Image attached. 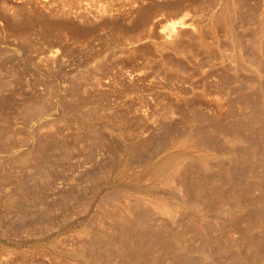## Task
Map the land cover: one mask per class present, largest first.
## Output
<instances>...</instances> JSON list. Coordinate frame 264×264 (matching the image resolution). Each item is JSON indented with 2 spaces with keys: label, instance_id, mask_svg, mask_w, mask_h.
<instances>
[{
  "label": "bare ground",
  "instance_id": "bare-ground-1",
  "mask_svg": "<svg viewBox=\"0 0 264 264\" xmlns=\"http://www.w3.org/2000/svg\"><path fill=\"white\" fill-rule=\"evenodd\" d=\"M34 1L43 8L51 3ZM119 1L132 9L140 2ZM260 1L255 11L250 0H206L199 15L170 7L168 24L153 16L145 20V36L153 37L147 42L152 53L205 55L198 57L207 64L202 72H215L228 84L230 101L240 103L238 112L221 94L204 107L203 101L196 106L194 99L175 97L163 109L136 110L134 120L127 122L124 112L123 118L100 114L81 97L71 103L65 96L53 100L50 91H40L38 79L26 77L25 67L8 64L14 50L0 46V264H142L151 253L165 254L169 260L156 256L151 264H264V0ZM186 57L178 54L182 61ZM148 60L143 63L150 67L155 59ZM129 69L126 74L132 80L145 72ZM59 111L58 117L42 119ZM20 119L28 132L24 140L15 139L12 131ZM57 119L68 133L54 132ZM92 207V217L87 218L91 222L69 235L71 242L64 245L49 240L50 244L22 250L2 239L49 236Z\"/></svg>",
  "mask_w": 264,
  "mask_h": 264
},
{
  "label": "rangeland",
  "instance_id": "rangeland-1",
  "mask_svg": "<svg viewBox=\"0 0 264 264\" xmlns=\"http://www.w3.org/2000/svg\"><path fill=\"white\" fill-rule=\"evenodd\" d=\"M48 1L51 3H49V5H47L46 8H43L39 4H37V2L34 0H0V46L5 47L7 45L14 50L15 53L13 57L7 58L8 64H11L12 62L14 63L18 62L19 64H21L22 68L25 67V74L27 75L25 76L29 78L30 80L38 79L40 81V85H39L40 91H42L44 94H47L50 91L51 92L50 95L52 96L54 95L53 100L56 99L57 101L61 98L63 99L66 98V100L64 101L71 103L73 100H79L81 97V99L83 98L82 100L84 102L86 103L88 102L87 103L88 105L97 106L100 109L99 111H101L99 112L100 114H107L110 116L117 115V117H122V115H124L123 114L124 112L125 115L123 117L125 118L123 117L122 118L125 119L127 122L133 121L134 116L139 110L147 109L149 111H153L155 109H163L162 107L165 106V104L167 105L170 101L172 102L176 98H181V99L187 98V100L189 99L195 100V98L197 100L199 98L200 100L198 99L197 102H195L196 100L195 101L191 100V102L193 101L192 103H194L196 106L198 105L200 106V102L203 101L202 102L203 104L202 103L201 104L204 107L205 104L207 105L209 102L216 101L215 98L220 97V94H221V96L226 97V98L222 97V99L226 100L224 101V103L226 102V105L228 104L227 106L231 107V108L229 107L230 109H233L234 107L235 112L236 111L238 112V110H240L239 108L240 103L234 100L232 102L230 101L231 99L229 98V96H232L233 92L231 93L232 90H230L231 88H229L228 84L226 82L224 83V81L221 80L219 75L215 72L213 73L211 72L210 74L207 73V75H205L202 72L201 69L203 68V70H205L207 68L206 66L207 64L206 62L203 63L202 60H199L198 57L199 55L201 57L205 55L197 54V53L194 54V52H190L189 55H187L186 53L185 55V51H184V54H180L181 52L177 53L176 54L177 57L169 55V54L168 56L166 55L167 57L166 56L158 57L160 55H158V53H156L155 50L154 51L157 54V56L155 55L154 52L153 54L152 53L153 48L147 45V42H149L150 40H153L152 39L153 37L148 38L147 36H145L146 35L145 30H147L146 28L147 26L145 27L147 22H145V20L147 18L150 19L153 16L151 19L155 17L153 20L155 19L158 20L159 18L162 19V15H163V18L164 16L165 18L167 16H168L167 18H169L170 10L176 7H182L184 9L183 12L188 10L187 11L188 13L192 12L194 14L197 13L199 15L200 12H202L200 8L204 2L206 3V0L205 1L204 0H193V1L192 0H168V1L167 0H151V1L150 0H142V1L140 0V2L138 1L133 9L130 8L129 4L122 3L119 0H77L79 3L76 0H48ZM250 2H251V5H255L253 7H255L254 10L257 11L260 7V5L258 6V4H261V1L254 0V3H253V1L250 0ZM78 4L79 6L77 7ZM199 4H200V7H198ZM66 11H67V14H66ZM63 15H68V16H63ZM18 17L19 19H17ZM58 17L62 19H57ZM167 18L165 20L166 22L164 21V19L162 21L161 19H159L160 22H162L160 24L162 25L168 24L170 22L168 20H171L172 18L168 20ZM149 19L146 21L151 20ZM48 32H50L52 38L48 37L50 36V35H47ZM25 34L28 36H26ZM52 34L54 35V37ZM51 39H53L54 42ZM134 47H136V49ZM178 54L179 56L180 55L187 56L186 58H184L185 60H183L185 61L184 64L181 58H178ZM132 55L135 57L132 58L133 57ZM39 56H42V58H47V59H49L50 57L52 58V59L50 58L51 62L49 60L47 61V59L43 60L45 61V63H48V66L50 67L48 68L49 69L48 71H47L48 66L45 68L40 67L42 66L40 64H43V66H46L47 64L43 63L41 57H40L41 60H38ZM48 56L50 57L48 58ZM146 56H148L149 58ZM156 57H158L159 60ZM190 57L191 58L193 57L192 60L190 59ZM127 58L130 60H128ZM152 58L155 60H152ZM160 58H162V61L160 60ZM167 58L168 60L164 61V59H167ZM174 58L175 59L178 58V59H176L174 62ZM148 59L152 60L149 62L152 66V67L150 66L151 68L146 65L144 66V64L149 61ZM38 61H42V63ZM55 61L58 63H56ZM143 61L145 63H143ZM157 61L159 62L161 61V62L158 63ZM195 61H196V64H194ZM168 63H171L172 65ZM175 63H177V65L179 64L178 66L180 70L179 68H177L178 66H176ZM55 65H58L56 67L57 69L55 68ZM190 65L192 68H190ZM194 65H196V68H194L195 67ZM167 67H170V68H167ZM197 67H199V69ZM175 68L177 69V72ZM54 69L57 70L58 72L55 71ZM128 69L134 70L133 72L134 74H136L138 70L139 71L141 70V72L143 71L145 72L139 76L135 75L134 79L132 80V78H129L130 76L127 75L128 73L126 74V71H128ZM169 69L173 71L169 72ZM156 70H157V73L159 74L155 72ZM199 70H201V72ZM146 72H148L147 75H145ZM183 74L184 75L186 74V75L184 76ZM158 75H160L161 78L158 77ZM73 76H74V79H73ZM139 78H142V79H139ZM54 84L55 85L57 84L58 86L56 85L57 86L56 87ZM224 84H226V86ZM185 86H190V87L188 88ZM46 88H48V90H46ZM143 88L144 89L146 88V89L144 90ZM116 89L118 90V92ZM29 90H27L26 88V91L29 92ZM180 90L183 92H181ZM26 91L24 89V93H26ZM175 91L176 93L178 92L179 94L178 93L174 94ZM226 91L229 94L227 95L228 97L224 95L225 93L223 94V92H226ZM184 93L187 96H185ZM173 94L175 96H173ZM191 95L195 97L193 98ZM63 96H65V98ZM22 97L23 96H21V98ZM131 97L134 99H132ZM157 99H160V100H157ZM198 101H199V104H198ZM89 103H92V104H89ZM58 105H60V103ZM106 110L107 111L109 110L108 112L110 114L107 113ZM119 111L120 113L122 111L121 116H120ZM60 112L61 111L46 115V117L44 116V118L42 119L45 120L46 118L47 120L49 119V117L51 118L58 117ZM114 113H116V115ZM118 113H119V116H118ZM126 117L129 120H127ZM20 121H21V125H20ZM20 121L14 122V124L12 123L13 124L12 125L13 134L17 136V138L16 136H14L15 139H18V136L23 138L24 136H26V134L28 136V132L26 130L27 128L25 129L24 127L25 125H23V122L21 119ZM56 121L58 122L55 123V120L52 122L53 125L54 123L56 125V126L55 125L52 126V128L55 133L59 134L60 132L61 134V132H63L66 128L61 129L59 126V119H57ZM31 123L32 125H34L36 122L35 120H33ZM71 123H73V121ZM18 126L19 127L21 126V127L19 128ZM45 126L47 127L46 124ZM45 126L44 128H46ZM58 127L60 130L57 129ZM21 128L22 129L24 128L27 133L25 132L24 129L22 130ZM65 131L63 132L64 134L68 133L70 129L67 130L66 133ZM15 133H18V134H15ZM22 140H24V138ZM92 209L93 207L90 209V211H88L86 214L82 216L78 215L77 218L76 216L73 217L72 218L73 220L72 219L69 220V223L68 221H65V223H62L63 225L61 224L60 228L50 233L49 236H33L29 238L23 237L24 239L20 237L12 238V236H9V237H2V239L4 240V242L6 241L5 243H8L14 247H17V249H22V250L24 249L28 250L29 248L36 247L44 243L50 244L51 242L59 243L62 241V244L64 245L65 242L66 243H68L69 241L71 242L70 240L71 236L69 238L68 237L69 235H72L74 232L81 230L85 226H87L86 224L88 223L87 220L91 222L90 219H87V218L92 217V212H93ZM82 218L83 219L85 218L84 219L85 222L83 221ZM65 224L67 225L65 226ZM65 234L67 236H64ZM11 238L14 242L11 240ZM57 239L58 241H54ZM49 240L50 241L52 240V241L50 242ZM32 243L34 244L32 245ZM21 247H24V248H21ZM161 255L163 259H166L167 261H169L165 254L159 253L158 255L157 253H154V255H152L151 253L147 255L146 258L145 257L142 258L141 260L143 261L142 264H146L147 261H148L147 264L149 262H150L149 264H151L152 263L151 261H153L154 257L161 256ZM248 259H250V257ZM248 261H251V260H248ZM30 262L36 263L33 261H29V263Z\"/></svg>",
  "mask_w": 264,
  "mask_h": 264
}]
</instances>
